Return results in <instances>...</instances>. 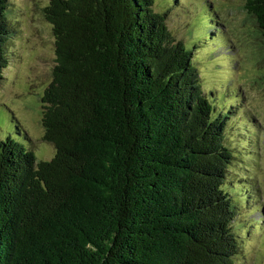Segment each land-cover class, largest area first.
I'll list each match as a JSON object with an SVG mask.
<instances>
[{"label": "trees", "instance_id": "obj_1", "mask_svg": "<svg viewBox=\"0 0 264 264\" xmlns=\"http://www.w3.org/2000/svg\"><path fill=\"white\" fill-rule=\"evenodd\" d=\"M155 4L44 8L56 65L42 124L56 152L37 161L23 143L0 140V264L234 263L231 112L214 108L193 49ZM245 6L264 35V0ZM8 7L0 0V81Z\"/></svg>", "mask_w": 264, "mask_h": 264}, {"label": "rangeland", "instance_id": "obj_2", "mask_svg": "<svg viewBox=\"0 0 264 264\" xmlns=\"http://www.w3.org/2000/svg\"><path fill=\"white\" fill-rule=\"evenodd\" d=\"M49 2L8 0L9 66L0 81V140L10 136L23 143L37 161L56 152L44 140L42 124V96L56 65L55 36L44 15ZM246 2L156 0L154 8L167 13L175 39L193 49V64L214 108L231 112L226 132L234 158L227 187L236 199L241 240L233 264H264V35Z\"/></svg>", "mask_w": 264, "mask_h": 264}]
</instances>
